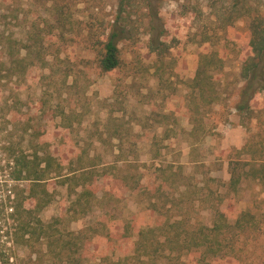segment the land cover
Returning <instances> with one entry per match:
<instances>
[{
  "label": "rangeland",
  "instance_id": "obj_1",
  "mask_svg": "<svg viewBox=\"0 0 264 264\" xmlns=\"http://www.w3.org/2000/svg\"><path fill=\"white\" fill-rule=\"evenodd\" d=\"M132 1L121 66L104 73L98 43L122 0H0V215L6 190L20 185L22 223L32 232L0 233V264H264V181L245 176L229 186L230 163L264 173V91L251 112L236 108L250 19L223 29L216 16L229 0H155L177 40L160 61L147 48L145 0ZM251 4L264 14V0ZM212 51L223 67L210 73L218 100L209 103L193 80L198 57ZM36 152L95 171L94 195L78 204L80 188L14 180L18 161L33 167ZM32 188L37 196L26 202ZM45 192L51 202L39 211ZM246 211L256 225L234 240L232 257L177 243L212 228L217 212L232 223ZM144 227L153 233L138 245Z\"/></svg>",
  "mask_w": 264,
  "mask_h": 264
},
{
  "label": "trees",
  "instance_id": "obj_2",
  "mask_svg": "<svg viewBox=\"0 0 264 264\" xmlns=\"http://www.w3.org/2000/svg\"><path fill=\"white\" fill-rule=\"evenodd\" d=\"M132 0H122L120 4V24L118 27V21L110 31L108 38L105 42H99L100 48L98 49V67L104 73H110L120 68V49L119 42L123 39H130L131 32L127 29L124 21V16L132 6ZM155 0H145L146 8L150 16L149 25V42L147 45L148 51L151 54L157 56L160 61H163L165 57L170 54V50L173 45L177 43L176 39H169L168 31L162 24V21L158 17V8L155 5ZM216 7V6H214ZM222 13H218L216 16L220 19L221 25L224 28L230 27L234 21L241 18H249V56L244 61L241 69V77L245 81V85L240 93V101L236 108L240 112H251V102L253 101L256 94L264 91V14L260 13L251 4V0H229V5H223L221 7ZM62 12L61 10H59ZM206 43L211 41V38H207ZM204 41V40H203ZM204 43V42H203ZM223 60L219 58L218 54L214 51L203 53L198 57L196 75L193 80V86L195 89L201 91L203 98L208 93V102L213 103L218 100V95L215 92L213 76L210 74L223 67ZM205 100V99H204ZM36 162L35 166H30V162L21 159L18 161L19 168L16 170V176L14 180L19 182H32L35 186H40L47 179H55L60 181L62 185H68L71 187L73 193L76 192L77 188L82 189L81 192L76 193V203L80 204L84 199L94 195L89 190V183L94 179L93 170H69L64 168L63 165L57 163V158L51 155H46L41 158L38 152L35 154ZM44 164L45 167L41 168ZM251 166L248 172L241 173V164L230 163V188L236 190L240 185L243 177L250 176L254 179H260L264 181V173L262 169L256 168L252 162H246L243 166ZM68 169V170H67ZM244 169V168H243ZM66 171V173H65ZM52 176L49 178V176ZM19 187V188H18ZM16 189H18L16 191ZM20 185H16L13 188L6 190V197L4 200L5 209L7 211V217H1L0 215V232H4L6 235L13 234L17 236L22 232V235L30 234V224L22 223V209L24 207V201L19 197V191H22ZM46 197H51L47 192ZM37 196L35 189H31L29 198L34 199ZM25 202V203H26ZM51 202V198L44 201L38 202L37 209L41 211L45 206ZM9 210V212H8ZM256 225V216L250 211L241 212V214L235 219L234 222L230 223L228 218L222 213L217 212L216 219L213 223L212 228H202L199 230L198 235L192 234L191 239L177 240V243L183 242L186 244L191 242L199 249L204 248V253L213 257L223 258L232 257L234 240L239 239L241 236L246 235L253 231ZM44 230V228H41ZM153 228L144 227L139 230V238L137 241L138 245H141L143 240H147V235L153 233ZM233 233L234 236L230 239L229 235ZM190 241V242H189ZM231 243H228V242ZM167 240L164 244H167ZM232 248L231 251L225 252L226 247ZM223 252L222 254H219Z\"/></svg>",
  "mask_w": 264,
  "mask_h": 264
},
{
  "label": "built area",
  "instance_id": "obj_3",
  "mask_svg": "<svg viewBox=\"0 0 264 264\" xmlns=\"http://www.w3.org/2000/svg\"><path fill=\"white\" fill-rule=\"evenodd\" d=\"M0 233H3L4 234V232L2 231V232H0Z\"/></svg>",
  "mask_w": 264,
  "mask_h": 264
}]
</instances>
